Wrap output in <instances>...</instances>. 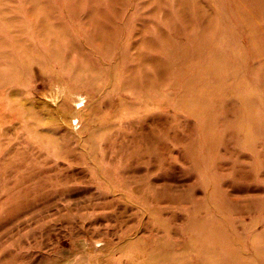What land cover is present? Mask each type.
<instances>
[{
  "label": "rangeland",
  "instance_id": "374dc122",
  "mask_svg": "<svg viewBox=\"0 0 264 264\" xmlns=\"http://www.w3.org/2000/svg\"><path fill=\"white\" fill-rule=\"evenodd\" d=\"M0 264H264V0H0Z\"/></svg>",
  "mask_w": 264,
  "mask_h": 264
},
{
  "label": "bare ground",
  "instance_id": "6f19581e",
  "mask_svg": "<svg viewBox=\"0 0 264 264\" xmlns=\"http://www.w3.org/2000/svg\"><path fill=\"white\" fill-rule=\"evenodd\" d=\"M26 55H29V54L26 53ZM29 56H30V55H29ZM29 58H30V57H29ZM60 93H61V92H60ZM70 93H71V92H70ZM61 95H62V94H61ZM74 95H75V94H74ZM78 96H79V94H78ZM54 98H55V97H54ZM80 98H81V97H80ZM69 99H70V98H69ZM76 102H77V101H76ZM78 102H79V100H78ZM62 111H63V110H62ZM73 111H74V110H73ZM77 112H78V111H77ZM81 112H82V111H81ZM56 113H57V112H56ZM61 114H62V113H61ZM57 116H58V115H57ZM67 116H68V115H67ZM74 116H75V115H74ZM62 117H63V116H62ZM76 117H77V116H76ZM67 118H68V117H67ZM63 119H64V118H63ZM64 121H66V120H64ZM64 121H63V122H64ZM75 123H76V121H75ZM80 244L83 245L84 243L82 242V243H80ZM83 246H84V245H83ZM97 263H98V262H97Z\"/></svg>",
  "mask_w": 264,
  "mask_h": 264
}]
</instances>
